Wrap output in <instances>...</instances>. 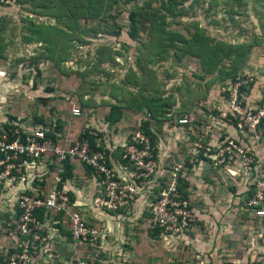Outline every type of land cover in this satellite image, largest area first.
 I'll return each mask as SVG.
<instances>
[{
  "label": "rangeland",
  "instance_id": "1",
  "mask_svg": "<svg viewBox=\"0 0 264 264\" xmlns=\"http://www.w3.org/2000/svg\"><path fill=\"white\" fill-rule=\"evenodd\" d=\"M192 35L206 55L187 47ZM242 74L264 81V0H0V112L25 123L58 119L71 133L115 104L124 126L156 123L165 141L180 116L204 130Z\"/></svg>",
  "mask_w": 264,
  "mask_h": 264
},
{
  "label": "built area",
  "instance_id": "2",
  "mask_svg": "<svg viewBox=\"0 0 264 264\" xmlns=\"http://www.w3.org/2000/svg\"><path fill=\"white\" fill-rule=\"evenodd\" d=\"M219 100L217 118L200 132L187 115L168 125L176 135L167 132V136L176 146H185L182 155L167 166L169 150L163 155L158 135L153 133L156 140L151 144L139 126L123 141H105L102 132L87 124L75 139L53 141L46 135L48 126L0 112V206L6 214L0 223L3 232L16 240L4 254L3 264L55 260L49 245L53 226L61 220L67 223L73 249L64 263L90 264L76 249H101L105 229L85 221L69 196L65 166L72 161L91 174L95 187L89 199L91 211L122 217L131 214L137 203L143 204L144 228L157 230L164 241L183 234L194 221L188 188L182 197L178 182L189 184L198 166L220 171L243 187V210L264 226V161L255 153L264 140V81L257 84L249 75H237L221 88ZM69 114L77 117L80 111L71 106ZM54 136L61 138L59 133Z\"/></svg>",
  "mask_w": 264,
  "mask_h": 264
},
{
  "label": "crops",
  "instance_id": "3",
  "mask_svg": "<svg viewBox=\"0 0 264 264\" xmlns=\"http://www.w3.org/2000/svg\"><path fill=\"white\" fill-rule=\"evenodd\" d=\"M124 120L121 117V125H108L103 117L101 121L91 119L84 124L95 126L103 133L105 141H123L139 126H124ZM82 126L75 125L74 129H70L71 133L69 129L62 128L60 139L66 142L75 139ZM149 128L158 135V145L165 152L166 148L163 147L172 139L168 137V140L165 138L163 141L158 132L161 127L156 123L149 124ZM173 131L167 130L175 136L176 132ZM226 131L233 134L231 129ZM168 150L166 156L171 153L175 159L179 158L183 151L182 149L176 152L175 147L171 146ZM255 153L264 161V140ZM196 169L193 175L189 176L187 184L190 204L195 213L194 221L183 234L173 240L164 241L157 232L144 228L142 220L146 213L141 211L143 204L137 203L131 214L122 217H110L91 211L89 199L95 189L91 174L83 165L72 161L69 196L74 203V209L79 211L89 224L105 229V239L100 250L96 252L76 249V254L90 264H264V226L261 222L251 219L243 210V187L236 186L220 171L201 169L200 166ZM4 212L5 208L0 206V219L6 218ZM1 225L0 223V264H3L4 254L13 248L16 240L3 232ZM53 227L54 234L49 247L57 258L36 259L32 264H66L64 261L73 253L67 223L61 220ZM141 240H145L144 252L150 255V262H143L144 259L140 258L137 241ZM154 247L162 252L161 258L157 257V262L154 260Z\"/></svg>",
  "mask_w": 264,
  "mask_h": 264
},
{
  "label": "trees",
  "instance_id": "4",
  "mask_svg": "<svg viewBox=\"0 0 264 264\" xmlns=\"http://www.w3.org/2000/svg\"><path fill=\"white\" fill-rule=\"evenodd\" d=\"M129 20L131 22H133V16L132 15L129 16ZM133 35H134V29L131 28V32L129 33L128 36L129 37H132ZM186 45H187V47L189 49L195 50V51L198 50V51L202 52V54H205L206 55V53H204L205 52V49H203V50L201 49V46H204V44H202V42H199L198 39L196 41V39H194V36L193 35L191 37V40L188 41L186 43ZM205 55H202V56H205ZM236 76L237 75H233L230 78L229 81H232ZM250 87H251V84L246 89H244V90L246 92H248V89ZM241 90H243V89L241 88L240 91ZM7 116H8V118H12V119H14V117H15V115H7ZM120 118H121V107L119 105L111 104L109 106V108H108L107 115L104 116V122L107 123L108 125H113V124L117 123L120 120ZM31 122H32L33 125L39 124V125H43V126H45V125L48 126L49 127V131L46 133V135L48 137H50L51 140H53V141L56 140V139L57 140L60 139V138H56L54 136L55 133H59L60 136H62V128L63 127H62L61 122L58 119H55V120L53 119V122L52 121L50 122V121H45L42 117L37 116ZM52 123L54 124L53 127H51V124ZM139 129L142 130V132L149 137V140H150L151 144H154V142L156 140L155 139L156 137L153 134V132L150 130L148 122L147 121H144L143 123H141L139 125ZM89 142H90V144L92 146L93 145V143H92L93 142V138L92 137L89 138ZM65 169H66V175L68 177H70V163L69 164L68 163L66 164ZM86 169L88 170V168H86ZM186 188H187V183L186 182H183L182 180L181 181L179 180V182H178V191L182 195V197H184V198L186 197V191H185ZM152 231L154 233H156V232L158 233L157 230H152ZM154 236H155V234H154Z\"/></svg>",
  "mask_w": 264,
  "mask_h": 264
}]
</instances>
